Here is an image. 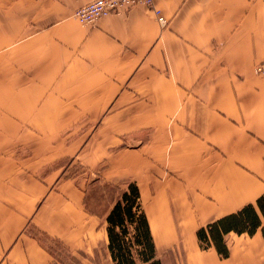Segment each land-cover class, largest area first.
I'll list each match as a JSON object with an SVG mask.
<instances>
[{
    "label": "crops",
    "instance_id": "1",
    "mask_svg": "<svg viewBox=\"0 0 264 264\" xmlns=\"http://www.w3.org/2000/svg\"><path fill=\"white\" fill-rule=\"evenodd\" d=\"M88 1L0 0V264H52L34 231L108 252L65 160L143 128L131 150L158 254L261 264L260 228L226 233L227 258L196 231L264 192V0H154L163 24L136 5L83 25L72 13Z\"/></svg>",
    "mask_w": 264,
    "mask_h": 264
},
{
    "label": "trees",
    "instance_id": "2",
    "mask_svg": "<svg viewBox=\"0 0 264 264\" xmlns=\"http://www.w3.org/2000/svg\"><path fill=\"white\" fill-rule=\"evenodd\" d=\"M111 189L116 191V195L104 220L107 249L113 264H162L142 208L137 184L131 181L124 188L111 185ZM263 221L264 192L254 203H246L235 212L199 227L196 236L201 248L213 246L220 258H227L229 249L224 235L230 231L252 235L260 228L264 239ZM34 235L41 240L38 232L34 231Z\"/></svg>",
    "mask_w": 264,
    "mask_h": 264
},
{
    "label": "rangeland",
    "instance_id": "3",
    "mask_svg": "<svg viewBox=\"0 0 264 264\" xmlns=\"http://www.w3.org/2000/svg\"><path fill=\"white\" fill-rule=\"evenodd\" d=\"M255 65L256 63L254 66ZM254 66L253 72L255 73ZM147 132L148 131L143 128L134 133L125 135L124 137H120V140H118L117 144L113 147L114 151H105V153L102 151L101 153L103 154V157L99 160L92 156L94 147L93 142L89 144V148L84 152L80 154L76 153L73 156L66 158L65 168L68 166L67 174L69 176H78L81 180L85 178L86 185L88 184L85 193L86 210L100 217L105 216L107 209L116 195V191L111 189V185H117L119 188H124L128 182L134 181L139 188V184L142 182L141 175L138 172L140 154L131 150L133 148L131 145L133 142L132 138H138L144 141V133L146 134ZM139 192L142 208L144 210L140 188ZM38 236L41 238L44 245L50 249L54 257V262L52 264H56V261L62 262V264H113L108 252L102 246H99L94 252V255L91 256L90 259H87L84 253L71 250L61 241H57L56 239L40 233H38ZM233 242L234 241L230 242L231 250H234L235 243ZM236 252H238L239 255L233 253L234 257L238 256L242 258L243 255L246 256V252L243 250L239 249V251L236 250ZM159 256L164 264H177L178 260L180 262L178 253L176 255L178 260L176 261V257L172 251L161 253ZM231 259L226 261L230 262ZM86 260H89V262H84ZM253 261L264 264V252L257 249Z\"/></svg>",
    "mask_w": 264,
    "mask_h": 264
},
{
    "label": "built area",
    "instance_id": "4",
    "mask_svg": "<svg viewBox=\"0 0 264 264\" xmlns=\"http://www.w3.org/2000/svg\"><path fill=\"white\" fill-rule=\"evenodd\" d=\"M136 5H143L152 9L157 16V20L165 23L160 10L154 6V0H90L76 7L72 15L83 25H93L106 15L120 13ZM254 71L258 75H264V60L256 63Z\"/></svg>",
    "mask_w": 264,
    "mask_h": 264
}]
</instances>
